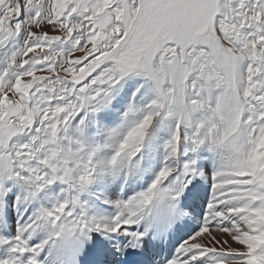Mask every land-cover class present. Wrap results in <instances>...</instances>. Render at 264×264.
<instances>
[{
  "label": "snow or ice",
  "instance_id": "1",
  "mask_svg": "<svg viewBox=\"0 0 264 264\" xmlns=\"http://www.w3.org/2000/svg\"><path fill=\"white\" fill-rule=\"evenodd\" d=\"M0 264H264V0H0Z\"/></svg>",
  "mask_w": 264,
  "mask_h": 264
}]
</instances>
